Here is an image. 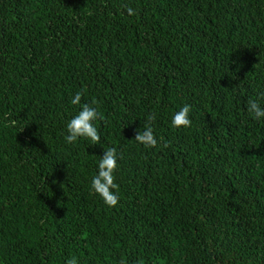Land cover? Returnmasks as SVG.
Listing matches in <instances>:
<instances>
[{
	"label": "trees",
	"instance_id": "trees-1",
	"mask_svg": "<svg viewBox=\"0 0 264 264\" xmlns=\"http://www.w3.org/2000/svg\"><path fill=\"white\" fill-rule=\"evenodd\" d=\"M249 99L264 108V0H0V264H264ZM85 103L101 141L69 144ZM111 147L115 207L91 188Z\"/></svg>",
	"mask_w": 264,
	"mask_h": 264
},
{
	"label": "clouds",
	"instance_id": "clouds-1",
	"mask_svg": "<svg viewBox=\"0 0 264 264\" xmlns=\"http://www.w3.org/2000/svg\"><path fill=\"white\" fill-rule=\"evenodd\" d=\"M125 11L129 16L136 15L132 7H126ZM81 99L82 92H77L71 99V104L80 105ZM246 107L248 114L254 119L259 120L264 118V108L260 106L257 100L249 99ZM190 112L191 105L184 104L179 111L173 115L171 120L172 126L176 129L190 128L192 125V121L189 118ZM97 119H104L103 115L98 111V108L90 106L87 103L83 104L81 110L66 125L67 135L65 136V141L69 144H74L77 142L78 138H85L90 140L93 145L99 144L101 135L94 124V121ZM155 119L154 113L149 114L147 123L144 125V130L142 132L138 130L133 140L148 148L157 147L158 140L151 126ZM10 123L13 126L15 125V121H11ZM166 146L167 145H165V147ZM117 167V150L115 147L108 148L99 159L98 174L95 175L91 181L92 190L110 207H115L118 203V196L113 191L114 189H118L114 176ZM67 264H78L77 257H71L67 261Z\"/></svg>",
	"mask_w": 264,
	"mask_h": 264
}]
</instances>
